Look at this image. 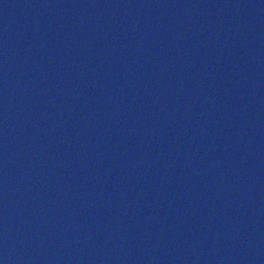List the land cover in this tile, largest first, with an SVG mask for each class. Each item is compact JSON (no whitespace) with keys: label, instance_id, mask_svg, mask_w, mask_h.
<instances>
[{"label":"water","instance_id":"95a60500","mask_svg":"<svg viewBox=\"0 0 264 264\" xmlns=\"http://www.w3.org/2000/svg\"><path fill=\"white\" fill-rule=\"evenodd\" d=\"M0 264H264L253 0H0Z\"/></svg>","mask_w":264,"mask_h":264}]
</instances>
